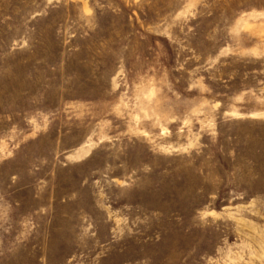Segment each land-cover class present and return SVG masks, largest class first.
Instances as JSON below:
<instances>
[{"label":"rangeland","instance_id":"1","mask_svg":"<svg viewBox=\"0 0 264 264\" xmlns=\"http://www.w3.org/2000/svg\"><path fill=\"white\" fill-rule=\"evenodd\" d=\"M0 264H264V0H0Z\"/></svg>","mask_w":264,"mask_h":264}]
</instances>
